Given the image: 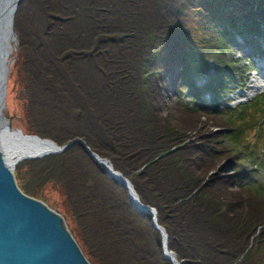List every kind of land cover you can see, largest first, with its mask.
I'll list each match as a JSON object with an SVG mask.
<instances>
[{
	"label": "trees",
	"instance_id": "obj_1",
	"mask_svg": "<svg viewBox=\"0 0 264 264\" xmlns=\"http://www.w3.org/2000/svg\"><path fill=\"white\" fill-rule=\"evenodd\" d=\"M263 3H20L14 30L22 130L61 147L85 145L19 163L16 182L55 211L45 189L57 188L66 213L57 212L70 218L67 227L90 264L173 263L154 217L134 208L129 191L87 148L156 209L182 264H264V185H244L238 174L247 154L264 159V94L222 110L216 101L192 107L177 95L186 71L201 73L213 53L226 63L231 30L260 31ZM215 36L225 41L222 51ZM230 79L220 70L209 89L222 94Z\"/></svg>",
	"mask_w": 264,
	"mask_h": 264
},
{
	"label": "rangeland",
	"instance_id": "obj_2",
	"mask_svg": "<svg viewBox=\"0 0 264 264\" xmlns=\"http://www.w3.org/2000/svg\"><path fill=\"white\" fill-rule=\"evenodd\" d=\"M25 1L22 0L17 4V7L13 12L14 18L20 3ZM6 6L8 7L9 3L7 2V0H3V5L1 9L5 10V8H7ZM10 9H12V7H10L9 10H7L8 13H10ZM9 15L8 17L3 18L0 21V29H1L0 30V127L3 126L7 128L9 127L10 131L12 132H17L18 130H21L23 132L22 129L25 124V119H24L25 110L22 107V104L17 101V97H16L17 90L19 89V83H18V76L16 74V72L18 71H16L15 69V64L17 62V54L19 52V39L14 30V20L11 24H9ZM262 23L264 24V22ZM238 31L233 29L231 30L230 34H227L226 42L228 43L227 46L228 51L226 53L227 54L226 63L222 62L220 57L216 56L217 55L216 53H213L210 59L214 60L212 61L214 64L208 63L204 67L205 72L199 75L206 78V80L210 79V82L212 84L214 82V77L217 74L219 75V71L223 69V70H227L228 75H231V77L233 78L230 79L228 82L226 81L225 84L220 85V87H223V89L225 88L222 94H220V92H218L217 90H216L217 92L215 93L214 90L211 89L212 92L211 95L214 97L213 98L214 101L218 103L220 108L224 106L236 107L239 104H245V101H247L249 96L252 94L254 96L252 100L254 101L255 98H257L261 93L264 92V84L261 82L262 69L258 67L257 64H255V62H253V59L257 58L256 53H262V50L264 48V31L261 30V32L256 33V35H254L255 33H248L247 30L245 29L243 31L239 29ZM239 35H242V37L244 38V40L241 41L242 43H240V40H238ZM210 39L212 38L210 37ZM214 39L217 41L216 43L217 48L221 49V51L222 48H226L225 41L224 42L221 41L219 38H216V36L214 37ZM252 52L253 55H251ZM232 62H234L235 65H231ZM214 70H217V72H215ZM210 71H214V73H210ZM185 74L188 81L184 82V86L179 89L177 95L179 100H181L183 103L186 104L190 103V105L193 107V105L197 103L196 102L197 98L198 100L203 101L206 91L209 90L205 89L204 87L199 90L195 89L196 77H197L196 72H194L193 70H187ZM257 85H262V89L260 91H254V89L253 90L250 89L251 86L254 88ZM193 90L196 91L197 93V95H195L196 96L195 98L192 95ZM192 99L194 100L192 101ZM248 102H250V100H248ZM26 135L35 136L31 134L30 135L26 134ZM44 140H51V139H44ZM53 142L56 143L55 141ZM263 146L264 145H262L261 147ZM260 155L261 154H258L257 156H252L250 154H247L245 156L246 163L241 167V171L238 172V174L241 173L242 178L244 179V182H242L244 183V185L247 186L254 185L257 187L260 186L261 184L264 185V159H261ZM211 175H213V173H211L210 176ZM208 182L209 180H206V183ZM45 193L46 196L48 197L47 199L49 201V204L56 209V211L54 209L53 210L57 214H59L57 210L65 214L66 212L64 210L65 208L64 198L61 195V193L57 190V188L50 185L45 189ZM61 216L64 218L66 225L68 224L70 226V222H71L69 220L70 218L66 219V216L65 217L63 215ZM163 241H164V237H163ZM175 257L176 260L178 261L177 255ZM178 262L181 263L180 261ZM172 263L175 264L174 262Z\"/></svg>",
	"mask_w": 264,
	"mask_h": 264
},
{
	"label": "water",
	"instance_id": "obj_3",
	"mask_svg": "<svg viewBox=\"0 0 264 264\" xmlns=\"http://www.w3.org/2000/svg\"><path fill=\"white\" fill-rule=\"evenodd\" d=\"M18 132L23 134L21 130ZM29 137L41 142H50L55 149L20 158L11 164L7 161L3 137L0 135V264H90L69 231L64 218L46 203L24 194L15 178V168L21 162L60 154L77 143L83 145L85 143L75 140L60 147L51 140H44L38 136ZM87 151L95 162L105 167L109 177L129 191L130 201L137 211L154 217L153 226L164 237L166 259L181 264L176 260V255L168 250V235L158 223L156 210L140 201L133 184L115 171L108 160L102 159L89 148Z\"/></svg>",
	"mask_w": 264,
	"mask_h": 264
},
{
	"label": "bare ground",
	"instance_id": "obj_4",
	"mask_svg": "<svg viewBox=\"0 0 264 264\" xmlns=\"http://www.w3.org/2000/svg\"><path fill=\"white\" fill-rule=\"evenodd\" d=\"M20 1L21 0H7V2L9 3V6L8 7L6 6L7 8H5V10H2L1 7L3 5V0H0V21L3 18L8 17V15L10 14L9 24H11L14 20L13 12L15 8L17 7V4ZM10 7H12V9H10V13H8L7 10H9ZM262 54L264 55V53ZM251 55H253V52ZM200 79H203V78H200ZM209 86L210 85H206L205 89L208 90ZM0 135L3 137V148L6 153L7 161L11 164H14L20 158L28 157V156H35V155H38L44 152H50L55 149L54 145L50 142H41L33 137H29L25 135L24 133L22 134L18 131L12 132L4 126L0 127ZM156 161H158V159H156L154 162Z\"/></svg>",
	"mask_w": 264,
	"mask_h": 264
}]
</instances>
